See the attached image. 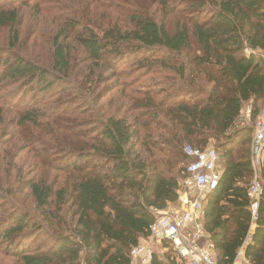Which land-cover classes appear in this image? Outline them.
Listing matches in <instances>:
<instances>
[{
	"label": "trees",
	"instance_id": "trees-1",
	"mask_svg": "<svg viewBox=\"0 0 264 264\" xmlns=\"http://www.w3.org/2000/svg\"><path fill=\"white\" fill-rule=\"evenodd\" d=\"M17 1L0 0V241L46 240L13 264H131L179 199L188 145L221 156L202 217L218 264H234L248 238L242 264H264V193L256 220L249 196L264 0H75L78 19L38 0L27 36ZM156 246L152 264H176L171 244Z\"/></svg>",
	"mask_w": 264,
	"mask_h": 264
},
{
	"label": "built area",
	"instance_id": "built-area-1",
	"mask_svg": "<svg viewBox=\"0 0 264 264\" xmlns=\"http://www.w3.org/2000/svg\"><path fill=\"white\" fill-rule=\"evenodd\" d=\"M250 110L239 121L244 125ZM264 111L255 122V134L251 146L252 183L249 189L251 211L256 220L260 200L264 193L262 167L264 163ZM185 152L194 160L187 166L177 203L170 204L165 210L158 211L159 217L149 226V237L144 238L131 252V264H152L155 244H171L176 255V264H218L216 246L202 223L204 200L220 181L222 169L221 156L216 148L201 149L191 145ZM252 224V229H253ZM246 243L238 252L234 264L246 260ZM169 250V247H165Z\"/></svg>",
	"mask_w": 264,
	"mask_h": 264
},
{
	"label": "rangeland",
	"instance_id": "rangeland-1",
	"mask_svg": "<svg viewBox=\"0 0 264 264\" xmlns=\"http://www.w3.org/2000/svg\"><path fill=\"white\" fill-rule=\"evenodd\" d=\"M37 1L38 0H24V1L20 0L16 2L15 7H18L20 9V18H21V22L23 23L22 27H20L22 30L23 36L30 35V29L32 28V26H34L36 18H38V14L40 13V11L37 9L38 8ZM75 2H76L75 0H44L43 6L46 7L44 9H47L49 12L51 13L54 12V14H58L59 18L75 17L78 19L79 18L78 16L83 17L81 14H85L86 12L82 10L81 13H79L78 15L77 13L73 12ZM102 16H103V12H100L95 15L96 18H99ZM57 26H58L57 24H55V26L48 25L46 31L44 32V36H46V38H51L52 36H54V34L58 30ZM7 35L8 33L6 30L0 29V43L2 45H5L8 43L6 39ZM24 44L26 45L31 44V41L27 39L24 42ZM73 48H75L74 43H73ZM121 68L128 70L129 75L131 74V77H129V79L127 80H135L138 73L135 72V74H133L135 70L134 64L129 62L127 64L122 65ZM150 78H152V76L146 77L144 81L150 80ZM113 84H114L113 80H108L106 81V83H103L100 86L106 88L107 86L112 87ZM143 88H145L144 84H141V83L136 84L137 90H141ZM248 111L249 109L246 108L243 114L246 115ZM210 147L216 148V146L214 145H211ZM263 156H264V150H263ZM62 158L64 157H61V159ZM44 240H46V237H44L43 235L34 236L33 238L27 239L25 243L18 244L19 248H13L10 250L7 249V247L9 246L8 244H5L2 241H0V264H13L14 254L17 251L22 250L23 246H25L24 248L34 249L37 246V243H40ZM154 245H155V250H156L157 244L154 243Z\"/></svg>",
	"mask_w": 264,
	"mask_h": 264
},
{
	"label": "water",
	"instance_id": "water-1",
	"mask_svg": "<svg viewBox=\"0 0 264 264\" xmlns=\"http://www.w3.org/2000/svg\"><path fill=\"white\" fill-rule=\"evenodd\" d=\"M262 176H263V180H264V163H263V167H262Z\"/></svg>",
	"mask_w": 264,
	"mask_h": 264
},
{
	"label": "crops",
	"instance_id": "crops-1",
	"mask_svg": "<svg viewBox=\"0 0 264 264\" xmlns=\"http://www.w3.org/2000/svg\"><path fill=\"white\" fill-rule=\"evenodd\" d=\"M255 227V225H253V228Z\"/></svg>",
	"mask_w": 264,
	"mask_h": 264
}]
</instances>
